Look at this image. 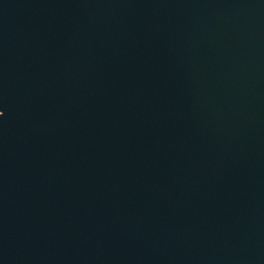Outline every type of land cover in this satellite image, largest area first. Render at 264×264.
<instances>
[{"label": "water", "instance_id": "95a60500", "mask_svg": "<svg viewBox=\"0 0 264 264\" xmlns=\"http://www.w3.org/2000/svg\"><path fill=\"white\" fill-rule=\"evenodd\" d=\"M0 264H264V0H0Z\"/></svg>", "mask_w": 264, "mask_h": 264}]
</instances>
